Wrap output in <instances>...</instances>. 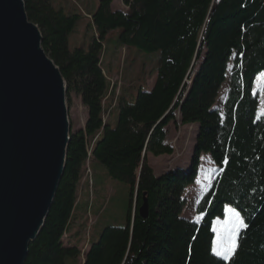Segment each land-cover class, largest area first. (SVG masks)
<instances>
[{"label": "trees", "instance_id": "1", "mask_svg": "<svg viewBox=\"0 0 264 264\" xmlns=\"http://www.w3.org/2000/svg\"><path fill=\"white\" fill-rule=\"evenodd\" d=\"M23 1L42 34V49L61 71L67 102L80 98L88 113L84 130L70 133L64 174L24 264H77L79 248L65 247L63 237L76 228L81 211L93 210L87 193L79 199L90 142L91 165L128 186V206L123 226L105 227L89 242L84 264H264V114L252 93L255 79L264 76V0H126V13L113 12V0H98L91 14L96 37L87 50L69 48L78 14L51 0ZM107 37L114 47L159 58L148 74H156L152 90L144 87L148 76L137 77L129 95L122 93L113 107L108 103L113 113L104 122ZM177 115L182 125L198 126L190 169L157 177L149 156L173 155L167 128ZM202 154L217 171L195 206L198 219L184 218L183 194ZM143 198L147 219L138 214ZM225 205L243 221L227 261L213 253L212 229ZM77 226L74 237L82 231Z\"/></svg>", "mask_w": 264, "mask_h": 264}, {"label": "water", "instance_id": "2", "mask_svg": "<svg viewBox=\"0 0 264 264\" xmlns=\"http://www.w3.org/2000/svg\"><path fill=\"white\" fill-rule=\"evenodd\" d=\"M42 39L23 0H0V264L25 263L66 166L67 87Z\"/></svg>", "mask_w": 264, "mask_h": 264}, {"label": "rangeland", "instance_id": "3", "mask_svg": "<svg viewBox=\"0 0 264 264\" xmlns=\"http://www.w3.org/2000/svg\"><path fill=\"white\" fill-rule=\"evenodd\" d=\"M58 6L65 8V12H74L80 16L75 30L69 36V48H88L89 44L96 37L92 28L91 14L93 13L98 0H51ZM126 0H113L111 9L113 12L126 13L128 8L124 5ZM109 37L105 42V51L101 58V67L109 82V90L102 102V106L107 107L112 101V107L122 93L129 95L132 91V86L136 83L137 77L141 79L148 76L151 70L156 66L159 58V53H145L131 48L130 51L126 47L116 46L109 43ZM262 76L255 79L252 93L258 100L259 115L264 114V86ZM156 80V74L151 73L150 77L145 81L146 92H149L151 86ZM190 84V82H189ZM227 93V83L222 87L216 107L221 108ZM66 106L68 112V120L72 133L85 128L88 113L83 107L81 99L72 96L70 102ZM110 107L103 118L107 122L112 113L113 108ZM197 125H182L179 115H177L175 123H171L167 128V143L172 147L174 153L171 156H161L155 158L149 156V163L157 177L181 169L183 172H188L191 165L192 152L195 145ZM93 142L87 146L88 160L85 163L83 176L79 185V199L82 194H85L92 200L93 210L88 212L81 211L77 224L81 223L82 231L74 237L76 230L72 229L67 236L63 237L65 247H72L75 244L80 250V257L77 259V264H83L85 256L89 251V242L96 241L100 233L105 227H120L125 224L126 212L128 206V186L120 181L110 178L107 170L98 163L91 165V149ZM93 171V172H92ZM217 168L213 163L209 154H202L197 167V174L194 182L188 186L183 198L186 200V207L183 212L184 218L197 220L198 217L194 214L195 206L201 194L212 183ZM95 176L96 184L93 178ZM87 193V194H86ZM226 209L229 211L226 214ZM233 213L240 214L231 206L225 205L223 216L215 218L212 224L214 232L213 248L220 245L221 240L226 241L228 233L226 228H231V222L235 220ZM242 226V225H241ZM240 226V228H241ZM237 238V236H236ZM217 256V255H216ZM218 257V256H217ZM222 259V258H221Z\"/></svg>", "mask_w": 264, "mask_h": 264}, {"label": "snow or ice", "instance_id": "4", "mask_svg": "<svg viewBox=\"0 0 264 264\" xmlns=\"http://www.w3.org/2000/svg\"><path fill=\"white\" fill-rule=\"evenodd\" d=\"M262 80H264V76H262ZM225 211L227 214L231 210L226 209ZM233 215L235 217V220L231 222L232 227L226 228V231L228 233L227 240H221L220 245L213 248V253L219 258L224 259L225 261L229 260L231 256L234 255L238 247L236 236L240 230V226L243 225V221L240 219L239 215L236 213H233Z\"/></svg>", "mask_w": 264, "mask_h": 264}, {"label": "crops", "instance_id": "5", "mask_svg": "<svg viewBox=\"0 0 264 264\" xmlns=\"http://www.w3.org/2000/svg\"><path fill=\"white\" fill-rule=\"evenodd\" d=\"M156 81V80H155ZM155 82L153 83V85L151 86V89L149 90V92L152 90L153 86H154Z\"/></svg>", "mask_w": 264, "mask_h": 264}]
</instances>
